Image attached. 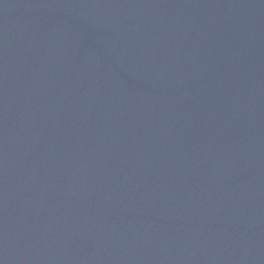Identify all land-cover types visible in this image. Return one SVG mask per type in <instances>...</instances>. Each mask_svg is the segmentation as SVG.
Masks as SVG:
<instances>
[{"label":"water","instance_id":"obj_1","mask_svg":"<svg viewBox=\"0 0 264 264\" xmlns=\"http://www.w3.org/2000/svg\"><path fill=\"white\" fill-rule=\"evenodd\" d=\"M0 264H264V0H0Z\"/></svg>","mask_w":264,"mask_h":264}]
</instances>
